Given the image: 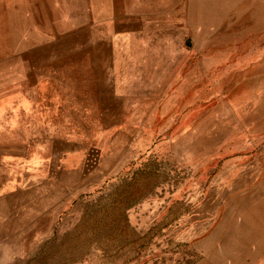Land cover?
Instances as JSON below:
<instances>
[{
	"label": "rangeland",
	"instance_id": "rangeland-1",
	"mask_svg": "<svg viewBox=\"0 0 264 264\" xmlns=\"http://www.w3.org/2000/svg\"><path fill=\"white\" fill-rule=\"evenodd\" d=\"M211 1L0 0V264H264V0Z\"/></svg>",
	"mask_w": 264,
	"mask_h": 264
},
{
	"label": "bare ground",
	"instance_id": "bare-ground-1",
	"mask_svg": "<svg viewBox=\"0 0 264 264\" xmlns=\"http://www.w3.org/2000/svg\"><path fill=\"white\" fill-rule=\"evenodd\" d=\"M211 1V0H210ZM212 3H214L213 1H211ZM245 2V1H244ZM197 3L199 4V7H201V0H192V5L197 6ZM212 3H210L212 5ZM209 4V5H210ZM251 8V7H250ZM254 8V6H253Z\"/></svg>",
	"mask_w": 264,
	"mask_h": 264
}]
</instances>
